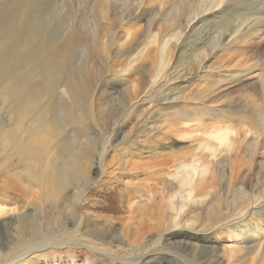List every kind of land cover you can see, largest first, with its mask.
I'll list each match as a JSON object with an SVG mask.
<instances>
[{"label": "bare ground", "instance_id": "obj_1", "mask_svg": "<svg viewBox=\"0 0 264 264\" xmlns=\"http://www.w3.org/2000/svg\"><path fill=\"white\" fill-rule=\"evenodd\" d=\"M263 35L264 0H0V264H264Z\"/></svg>", "mask_w": 264, "mask_h": 264}, {"label": "rangeland", "instance_id": "obj_2", "mask_svg": "<svg viewBox=\"0 0 264 264\" xmlns=\"http://www.w3.org/2000/svg\"><path fill=\"white\" fill-rule=\"evenodd\" d=\"M224 6H225V4L223 3V4H221V6L219 8H217L215 10H210L211 6H207L206 5V6H204L202 8L201 11L203 12L205 9L207 11L204 14H202L200 17L201 18H210V17H212L214 15H217L218 13L221 12V10L224 8ZM253 42H254L255 46L258 47V48H255L257 50L256 53H252L251 54V55H253L252 61L259 62L260 63L259 65L260 66L262 65V68L258 69L257 71H254V73L252 75V78L244 79L243 80V84L240 85L241 87L239 85H236L235 87H233L232 90L230 88V90H231L230 92H232L233 90L234 91L235 90H240L241 88L245 87L246 85L251 86V85L259 84L260 78H262V76H263V73H264V35L261 38H259V39L258 38L254 39ZM180 43H181V41L179 42V44ZM253 47H254V45H253ZM242 51L243 50L241 49V45H235V44L233 46H231L227 51L226 50L219 51L217 53L216 57L212 58L210 60V62H208V66L214 68L218 64H221L223 66V68L219 67L220 69L219 70H215L214 72H212V75L210 77L211 78H216L215 80H217V79L220 80L221 78L223 80H225L226 77L228 76V74H230L231 72L239 71L240 70L239 67H241L240 66V60H241V55L240 54H241ZM173 63H174V61L171 63V67H172ZM222 85H223L224 88H222L220 90L221 92L219 94H216L217 97L215 96L216 97L215 99H212L213 102L214 101L217 102V103L218 102H224L227 99V98L224 97V96H227L226 94H228L227 91H225V90L228 89L229 87H231V85L228 86V85H225V83H222ZM249 93H251V92H249ZM248 95H251V94H245V96H248ZM2 97L3 96H0V107L3 108V107H6V105H4L3 102L1 101ZM240 97H241V94H238L236 96H232L229 100L237 99V98H240ZM156 131H159V132L165 131V126L160 127V129H158ZM159 136H161V135H159ZM174 138L175 137L172 136V138L170 140H173ZM260 163H261V159H258L257 165H259ZM248 176H249V178H246L242 182V184L240 186L244 185L243 187H245V185H246V187H247L248 183H253V185H258L257 188L262 186L263 181H262L261 172H260V169H259L258 166L254 167L252 169V171L249 173ZM125 183H126L125 180H122L121 181V186H119V187L122 188ZM102 202L105 205H107V203H106L104 198L102 199ZM12 208H13V206H12ZM118 229H119V227H118ZM207 234H209V233H207ZM212 239H214V241L215 240L217 241V238L213 237ZM227 243H228V241H222L221 242V244H227ZM79 246L80 245H78V247ZM40 261L41 262H45L44 260L43 261L40 260ZM42 264H45V263H42Z\"/></svg>", "mask_w": 264, "mask_h": 264}]
</instances>
